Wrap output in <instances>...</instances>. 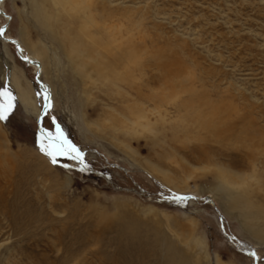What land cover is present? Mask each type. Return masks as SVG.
Here are the masks:
<instances>
[{"label": "rangeland", "instance_id": "374dc122", "mask_svg": "<svg viewBox=\"0 0 264 264\" xmlns=\"http://www.w3.org/2000/svg\"><path fill=\"white\" fill-rule=\"evenodd\" d=\"M106 1L133 9L141 18L146 79H201L216 101L227 90L254 104L264 123V0ZM15 5L20 8V1L2 3L8 18L3 35L20 43ZM4 23L0 17V25ZM5 46L0 40V91L7 88L15 100L8 118L0 121V264H168L169 246L184 264H253L223 237L211 206L158 202L165 190L182 192L132 167L109 141L92 140L81 122L67 120L60 84L58 101L50 99V114L84 156L61 155L53 165L39 147L57 135L51 117L42 116L41 134L38 118L24 111L8 81L12 64L22 70L39 99L34 71L18 59L13 44ZM19 48L32 56L23 42ZM199 144L168 149L173 154L168 157L161 148L155 156L143 140L138 143L145 159L172 175L201 166L193 152ZM31 151L44 157L52 168L49 173L43 164H35ZM222 217L226 232L253 249L258 264H264V242L251 238L236 220Z\"/></svg>", "mask_w": 264, "mask_h": 264}, {"label": "bare ground", "instance_id": "6f19581e", "mask_svg": "<svg viewBox=\"0 0 264 264\" xmlns=\"http://www.w3.org/2000/svg\"><path fill=\"white\" fill-rule=\"evenodd\" d=\"M19 1L21 7L15 8L21 42L32 56L23 55L20 48L19 53L38 61V65L24 64L45 85L42 90L36 84L40 97L36 98L22 70L10 64L8 81L25 112L41 121L46 88L49 101L57 102L60 84L65 95L64 117L81 122L92 140L109 141L132 167L144 169L175 191L189 192L197 198L185 201L211 206L217 216L236 220L251 238L264 242V123L254 104L227 90L216 101L201 79H146V33L133 9L112 6L106 0ZM0 17L7 25L4 11ZM51 107L50 101L49 116ZM140 139L155 156L160 155L157 148L167 155L168 149L174 151L179 145L184 146L178 149H186L198 141L193 152L201 166L172 175L141 155ZM31 154L38 160L35 164L52 170L44 157ZM231 237L243 250L236 251L248 256L245 251L250 248ZM167 251L168 264L185 263L175 249L169 246Z\"/></svg>", "mask_w": 264, "mask_h": 264}, {"label": "water", "instance_id": "95a60500", "mask_svg": "<svg viewBox=\"0 0 264 264\" xmlns=\"http://www.w3.org/2000/svg\"><path fill=\"white\" fill-rule=\"evenodd\" d=\"M0 12L3 14V11H2L1 9H0ZM5 27H6L5 24L0 25V30L3 31V30L5 29ZM0 39H1V40H6L7 42L13 44V47H14V50H15V54H16V56L18 57V59H19L21 62H23V63H27V64H37V65L39 64L37 60L28 59V58H26V57H22V56L20 55V53H19L18 41H17L15 38H6L4 35H2V36H0ZM34 80H35L36 84L38 85V87H39L40 89H42V90L45 89V85H44V83H42V82L38 79L37 72L34 73ZM46 92H47V97L49 98V97H50V92L48 91L47 88H46ZM49 102H50L49 99H48V101H45V104L43 105V107H42V109H41V115H40V116H42L43 114H49V112H48V111H49L48 107H47V108L45 107L46 103H49ZM50 117H51L52 121H55V122H54V125H55L56 129H59V126H58L56 120L54 119V117H52L51 115H50ZM38 122H40V118H39V117H38ZM39 132H40L41 134H44V133H45V130H43V129L40 127V125H39ZM59 132H60V130H59ZM60 134H62V133L60 132ZM62 136H63V135H62ZM63 138H64V139H65V140H66L71 146H73L74 148L78 149V147L75 146V145H73V144H72L67 138H65L64 136H63ZM78 151H79V149H78ZM79 152H80V151H79ZM79 154H81V153H79ZM122 168H123V167H122ZM164 192H165V193H159V198H158V200H159V201L162 200V201H164V202H166V203H171L172 201H180V199H178L179 197H183L184 199H196V198H197L196 196L191 195V194L176 193V192H173V191H170V190H165ZM184 199H183V200H184ZM205 200H206L207 203L209 202V199L204 198V201H205ZM218 218H219L220 223H221L220 228H221V232H222V234H224L228 240H230V241H232V243H234V246H236L235 248H236L238 251H243L240 247H237V246L240 245V244H239V243L236 244V243H235V239H234L233 237H231V234H228V233L225 231L224 226H223V221H222V215H221V214L218 215ZM245 253H246L248 256L252 257V259H253V264H258V256H257V254H256L253 250L248 249L247 251H245ZM253 253H255L254 256L252 255Z\"/></svg>", "mask_w": 264, "mask_h": 264}, {"label": "snow or ice", "instance_id": "6c2138e0", "mask_svg": "<svg viewBox=\"0 0 264 264\" xmlns=\"http://www.w3.org/2000/svg\"><path fill=\"white\" fill-rule=\"evenodd\" d=\"M3 35V31L0 30V36ZM45 101H48V97L45 96ZM15 97L12 93L5 88L3 91H0V121L6 120L8 118L9 113L14 107ZM45 107H50V102L46 103ZM55 121H53L54 123ZM50 143L45 145L43 142L39 144L40 151L42 154L48 157L50 162L55 165L57 163V157L64 156H72L73 158H79L80 154L78 149L74 148L71 145L67 144L66 140L62 139V134H60L59 129H57V135L49 138ZM67 145V146H66ZM178 199L183 200V197H179ZM253 256L255 253L252 254Z\"/></svg>", "mask_w": 264, "mask_h": 264}]
</instances>
